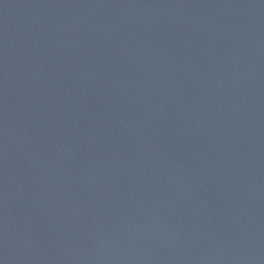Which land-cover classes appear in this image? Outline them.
I'll list each match as a JSON object with an SVG mask.
<instances>
[{"label":"water","instance_id":"95a60500","mask_svg":"<svg viewBox=\"0 0 264 264\" xmlns=\"http://www.w3.org/2000/svg\"><path fill=\"white\" fill-rule=\"evenodd\" d=\"M0 264H264V0H0Z\"/></svg>","mask_w":264,"mask_h":264}]
</instances>
